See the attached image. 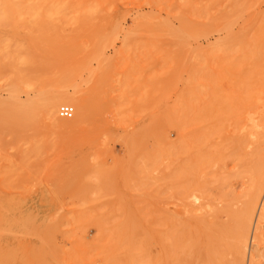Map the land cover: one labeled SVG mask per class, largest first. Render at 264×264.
I'll return each instance as SVG.
<instances>
[{
    "label": "rangeland",
    "instance_id": "1",
    "mask_svg": "<svg viewBox=\"0 0 264 264\" xmlns=\"http://www.w3.org/2000/svg\"><path fill=\"white\" fill-rule=\"evenodd\" d=\"M263 15L264 0H0V131L4 132L0 133V171L7 172V179L0 183V264H167V244L171 243L167 242V233L181 240V245L197 244L191 245L194 254L183 250L185 254L182 253L184 257H181L180 264L185 261L187 264H199L203 261L202 232H196L193 228L192 231L188 228L183 230L177 225L179 218L184 221L192 214L195 215L193 218L200 217V214H191L188 208L186 211L191 215L186 214L184 199L181 198L183 201L177 206L181 201L174 195L177 188L171 186L167 190V185L175 180L172 177L173 173L177 174L175 169L172 170L176 167L174 164L178 163L179 166L186 158V152H182L185 155L179 152L183 150L179 141L186 146L189 139L186 137L189 133H185L189 125L185 128L183 121L188 124L196 120L202 114L199 110L207 107V112L204 109L207 118L201 117V122H212L210 126L218 127L219 133L216 136L217 130L213 128L216 132L212 136L214 134L215 137L209 135V139L206 138L209 145L205 142L204 147H209L206 150L210 152L209 158L205 150L200 151L201 146L196 143L198 140L194 141L196 137L205 136L204 125L207 123L203 122L201 126L197 124L196 128L192 126L193 122L189 123L190 127L195 128L189 137L194 139L190 142L195 149L201 152H197L198 157L203 161L212 160L203 168L199 163L203 171L201 178L197 172L193 180L198 177L196 181L199 186L203 184L204 190L217 194V198L227 197L226 202V198L213 201L220 207L219 210L223 206L230 208V212L237 211V208L241 210L243 201L247 202L249 194L246 199L244 193L249 189L251 191V180L258 182L259 171L264 170V138L261 136L263 142L259 139L254 143L255 147L250 145L249 139L247 144L243 138H248L249 122H257L262 117L257 115L259 112L254 116L256 109L254 113L250 111L253 106L251 109L247 107L251 105L248 102L250 99L245 100L244 97L250 91L245 94V85H242L245 80H240L243 77L240 74L245 70L241 71L244 66L243 60L240 62L239 59L245 55L247 58V48L245 50V46H242L241 50V43L237 45L236 41V45L228 43L226 30L233 28L228 33L236 37H241L243 31L248 34V30L251 37L256 28H263ZM248 19L251 21L248 22ZM261 21L263 25L259 26ZM256 32L264 37L260 31ZM263 37L259 38L263 39L260 42L264 41ZM227 59L229 62H226ZM221 60L227 66V63H231V68L232 65L236 64L237 68L241 64L242 67L239 65L236 70L239 76L234 77L235 72H230V66L224 69ZM245 61L247 59L244 65ZM217 64L232 74V85L230 79V82L227 81V72L224 71L228 76L222 78V70H216ZM244 68L248 70V63ZM223 79L226 81H222L221 86L226 92L232 91L231 88L237 89L235 79L240 84L239 92L233 90L234 95H231L233 91L229 95L220 90L219 81ZM246 86L248 89L250 85ZM218 87V93L222 94L220 91H223L230 101L227 97H218L215 93ZM60 90L67 95L79 91L85 96L88 116L83 127L74 131L57 129L47 121L43 112L44 100ZM237 93L245 95H239L242 104L245 100L244 111L241 103H238L239 107L231 106L234 102L231 96L234 100L233 96L236 97ZM209 95L217 99L213 100L216 105ZM222 99L223 103H227L222 105L223 110H218ZM17 105L24 107L23 119L17 118ZM61 106L72 107L74 114L75 107L67 103L58 105L57 119L65 125L74 116L69 120L61 119L58 116ZM224 108H227V112L221 114L225 112ZM227 114L232 120L226 118ZM250 118L258 120L251 121ZM243 119L245 122H242ZM216 121L220 126L216 125ZM202 126L204 131L202 129L203 134L200 135L197 130ZM263 131L259 132L264 134ZM181 135H184L185 144L181 142ZM228 139L234 140L233 143ZM93 141H96L95 144ZM262 143L263 146L259 147ZM189 144L187 146L191 149ZM184 149L187 151L189 148ZM178 152L185 157L180 158ZM255 153H259L260 158ZM176 159L180 162H174ZM151 163H154L153 169L147 168ZM184 166L181 167L184 169L182 171L186 170ZM192 168L194 171L195 168ZM250 170L253 177H250L252 173L248 174ZM185 172L189 173L187 170ZM232 175H237V178L233 176L232 179ZM249 180L250 186L247 183ZM178 186L180 189L181 186ZM187 186L184 188L188 189ZM203 187H199L200 190ZM262 193L249 227V246L241 264H264V187ZM205 196L208 198V193ZM210 198L216 199L213 195ZM208 202L212 201L209 199ZM212 205L206 207L205 212L202 211L204 216H213L216 208L212 207L211 211ZM225 212L218 211L217 223H227L229 211ZM184 213L190 217L184 218ZM234 227L224 230L218 242L220 246L222 243L225 246H221L224 251V257L221 256L223 264L240 259L232 246L236 244L237 235L234 233L238 231ZM187 238L191 241L184 242ZM208 239L206 242L210 245L211 239ZM210 246L221 254V247L218 250L217 243ZM191 253L196 261H193Z\"/></svg>",
    "mask_w": 264,
    "mask_h": 264
},
{
    "label": "bare ground",
    "instance_id": "2",
    "mask_svg": "<svg viewBox=\"0 0 264 264\" xmlns=\"http://www.w3.org/2000/svg\"><path fill=\"white\" fill-rule=\"evenodd\" d=\"M250 1V0H249ZM254 13V12H253ZM260 13V12H259ZM263 13V12H262ZM263 18H264V15L262 16ZM249 20L250 19H248L247 21L249 22ZM262 20V19H261ZM246 21V22H247ZM251 21V20H250ZM264 21V20H263ZM263 21H261L262 23L261 24H259V26H262L263 25ZM234 22V21H233ZM253 24H254V21H253ZM252 24V25H253ZM249 26V25H248ZM231 27V26H230ZM239 27V26H238ZM253 27V26H252ZM228 27H226V29H227ZM233 29V28H232ZM232 29H231V31H232ZM251 30H253V29H251ZM227 31V42L228 43H233L234 45H236L235 43H234V41H236L237 42V45L238 44H240L241 43V46H239L240 47V49L241 50H243V47L245 48V50H246V48H247V58H245L246 57V55L245 56H242L239 60H240V62H242V60H243V66L244 67H246L247 66V63H248V70L246 71V69L247 68H244V67H242V65L241 64H238L237 65V68H238V66L240 65L241 67H242V69L243 70H241V71H244L245 70V72L243 73V72H241L242 74H240V73H238V71L236 72V70H237V68L235 67L236 66V64H235V66L234 65H232V68H231V63H227L228 64V66H230V68L226 65V63H224V64H222L223 62H225L224 60L222 61L221 60V63L220 64H222L224 67V69H228L229 68V70H230V72H232V73H234L235 75H234V77L235 78H237V76H239V74H240V76L242 77V78H240V77H238V78H240V80L241 79H244L245 81H247V79L249 80V81H247V84L248 85H250V86H248V89L250 88V90H248L247 89V84H246V82L244 81L243 83H242V81H240L239 79H237V80H239L241 83H242V85H245L244 86V90L246 89V93H245V91H244V93L245 94H247L248 93V91H250V93H248V94H250V96L247 94V96H245V95H242V94H238L236 97L235 96H233L236 100H237V102H236V100L234 99V100H232V96H231V101H234V102H232L233 104L231 105V102L230 103H228L227 105L228 106H237L238 105V103H241L242 104V102L243 101H241L242 100V98H240V96L242 97V96H245L244 98H245V100H249L250 99V101H248L251 105H250V107H249V105L247 106L249 109H251V106H253L254 108L253 109H251L250 111L252 112L253 111V113L255 112V114H254V116L256 115V113L257 112H259V114H257V115H259L260 117H262L261 119L259 118V120H258V118L257 119H252V118H250V120L252 119L253 121H255V120H258L257 122H249V129H247L248 130V136L245 134L244 136L246 137H248L247 139L246 138H243V140L248 144V139H249V141H250V145H253L252 147H255V142H257L259 139L260 140H262L263 138H264V134L263 133H260L259 131H263L264 130V51L262 50V49H264L263 47H264V41L263 42H260L261 40H263V39H259V38H262L260 35L261 34H259V33H257L256 31H260V33H263L264 34V25H263V28H260V30H258V28H256V30H254V33L252 34V36L250 37L249 36V33L250 32H248V30H247V33L248 34H246L244 31H243V33L244 34H246V35H244V34H242L241 35V37H236V36H232V34H229L228 33V31H230V29L229 30H226ZM230 31V32H231ZM241 31V30H240ZM249 31H250V29H249ZM234 33V32H233ZM237 33V32H236ZM257 33V34H256ZM241 34V33H240ZM260 36V37H259ZM264 38V37H263ZM233 41V42H232ZM232 44V45H233ZM243 44V45H242ZM228 44H226V46H227ZM231 45V46H232ZM243 46V47H242ZM227 47H229V46H227ZM226 47V48H227ZM242 47V48H241ZM225 48V50L227 51L228 50V48L226 49ZM230 49V48H229ZM228 52V51H227ZM227 52H226V54H227ZM243 53V52H242ZM235 54V53H234ZM233 54V55H234ZM232 58H235V57H232ZM231 58V59H232ZM244 58V59H243ZM242 59V60H241ZM247 59V62L245 61V65H244V60H246ZM229 61H231L230 60V58H229ZM228 61V59L226 60V62H229ZM239 62V61H238ZM220 64H217V65H219V66H217V68H216V70L218 69V68H220L221 69V66L222 65H220ZM230 64V65H229ZM228 67V68H227ZM234 67V68H233ZM233 69V70H232ZM235 69V70H234ZM222 70V69H221ZM227 72L226 70H222L221 72H223V74H224V77H222V78H225V76H228L225 72ZM220 72V71H219ZM229 72V71H228ZM227 72V73H228ZM229 72V73H230ZM246 72H247V74L249 75V77L247 76V74H246ZM249 72V73H248ZM228 73V74H229ZM238 74V75H237ZM244 75H245V77H244ZM230 77V78H229ZM231 77H232V74L230 75L229 74V76L227 77L228 79H227V81H229V79L231 80ZM248 77V78H247ZM209 79V78H208ZM217 79V78H216ZM232 80H234L233 79V77H232ZM232 80H231V84L230 85H232L233 83H232ZM214 81H217V80H214ZM213 81V82H214ZM222 81H226V79L224 80H220L219 82H220V87H222L221 86V83L223 84V82ZM210 82V81H209ZM219 82H217V83H219ZM230 82V81H229ZM216 83V82H215ZM237 83V84H236ZM236 84V88L237 89H233V88H231L232 89V91L233 90H236V91H238L239 92V90H240V84L238 83V81H236V79H235V81H234V85ZM228 85V84H227ZM234 85H233V87H234ZM239 85V86H238ZM215 86H219V85H216L215 84ZM202 87H203V85H202ZM246 87V88H245ZM239 88V89H238ZM204 89H207V88H205L204 87ZM203 89V90H204ZM220 90H223L224 92H226L225 91V89H223V87L222 88H220ZM206 91V90H205ZM216 90H214V92H215ZM223 91H220L222 94H219L218 92H219V87L217 88V91L215 92L217 95H218V97L220 96V97H222L223 96V99L224 98H226L227 96L224 94L223 95ZM231 90H229L228 92H226V94H231V93H229V92H232ZM214 92H212L211 94H214V96H216L215 95V93ZM208 94V93H207ZM235 94H236V92H235ZM231 95H234V91L232 92V94ZM240 95V96H239ZM213 96V97H214ZM208 97H211L212 98V96L211 95H209ZM208 97H207V100H208ZM217 97V96H216ZM238 97H239V99H238ZM246 97H247V99H246ZM250 97V98H249ZM228 98V97H227ZM226 98V99H227ZM46 99V98H45ZM210 99V98H209ZM223 99L220 101V103H219V106H217L218 108H220V109H218V110H221L222 108H223V104H224V106H225V103H227L226 101H225V103H223L224 101H223ZM230 98H228L227 100L228 101H230L229 100ZM206 100V103L208 102ZM216 100L217 101V99L215 98H212V102L214 103V101ZM239 100V101H238ZM244 100V99H243ZM245 100H244V103H245ZM211 101V100H210ZM210 101H209V103H210ZM241 101V102H240ZM211 102V103H212ZM62 103H67V104H70V105H72L73 107H75V114H74V110H73V108L72 107H70V106H66V107H70L71 109H72V112H73V114H72V116H71V118H69V119H72L73 118V116H74V119L71 121V122H69L68 124H61L60 123V121H59V119H57V115H56V109H57V107H58V105L59 104H62ZM210 103V105H212ZM216 103V102H215ZM214 103V104H215ZM234 103H235V105H234ZM242 104L243 105V107L241 108V109H243V111H244V105H246V104ZM213 104V105H214ZM240 104V105H241ZM209 105V104H208ZM216 105V104H215ZM214 105V106H215ZM205 106V105H204ZM214 106H213V108H214ZM222 106V107H221ZM61 107H63V106H61ZM60 107V108H61ZM216 106H215V108H217ZM238 107H239V105H238ZM237 107V108H238ZM59 108V109H60ZM206 108V112H207V107H204V108H201L200 110H202V111H200L199 110V113L201 114V117H202V119L203 118H207V115H206V113H205V111H204V109ZM214 108V109H215ZM232 108V107H231ZM235 108V107H234ZM245 108H246V106H245ZM59 109H58V116L61 118V119H64V118H62L61 117V115H60V112H59ZM210 109V108H209ZM227 109V108H226ZM226 109L224 108V110H225V112L223 111L221 114H226ZM228 109H230V108H228ZM233 109V108H232ZM231 109V111H233ZM239 109V108H238ZM256 109V110H255ZM217 110V109H216ZM216 110L214 111V112H216ZM223 110V109H222ZM235 110V109H234ZM255 110V111H254ZM15 111L17 112V118L19 117L20 119H23L22 117H24V115H23V111H24V107H22L21 105H17L16 106V108H15ZM211 111H212V109H211ZM230 111V110H229ZM245 111H246V109H245ZM43 112H44V115L46 116V119H47V121L48 122H50L53 126H55L57 129H65V130H76V129H78V128H81V127H83L84 125H85V122H86V120H87V116H88V104H87V100H86V98H85V96L84 95H82L79 91H75V92H73L72 94H70V95H67V93L66 92H64V91H59V92H55L54 94H53V96L51 97V98H47L46 100H44V103H43ZM195 112V111H194ZM198 112V111H197ZM209 112H210V110H209ZM208 112V113H209ZM213 112V111H212ZM237 112L239 113V110H237ZM247 112V111H246ZM249 112V111H248ZM247 112V113H248ZM205 113V115L206 116H204L203 114ZM217 113V112H216ZM215 113V115L217 116V114ZM232 113V112H231ZM237 113V114H238ZM241 113V112H240ZM239 113V114H240ZM246 113V114H247ZM195 114V113H194ZM198 114V113H197ZM199 114V115H200ZM210 114V113H209ZM219 114V113H218ZM250 114H252V113H250ZM184 115H187V114H184ZM229 114H227V117L226 118H228L229 116H228ZM244 115V114H243ZM214 116V115H213ZM223 116V115H222ZM253 116V117H254ZM185 117V116H184ZM192 117V116H191ZM201 117H196L195 119L196 120H192V121H189V123H194V125H193V123H192V126H194L195 128L197 127V126H201V125H204V124H208V126H207V124L206 125H204V126H206V130H207V132H206V130L204 131V127L202 126V128L200 129V130H197V131H199L198 133L201 135V134H203V133H205V136H204V134L202 135V136H204L205 138H203V139H201L202 141L203 140H205L206 138L207 139H209L208 138V136L209 135H211L212 136V133H215L216 131L215 130H217V132H216V136L218 135V133H219V131H218V127H215V126H210V124L212 123H209L208 122V120L207 121H203L204 122V124H203V122H201L202 120H201ZM215 117V116H214ZM243 117V116H242ZM18 118V119H19ZM200 118V119H199ZM208 118H209V120L211 119V117L208 115ZM217 118V117H216ZM215 118V119H216ZM221 118V117H220ZM230 118V120H232L231 119V117H229ZM244 118V117H243ZM247 118V117H246ZM69 119H65V120H69ZM215 119H214V121H215ZM222 120V119H221ZM230 120H228L229 122H230ZM251 120V121H252ZM195 121H197V123L195 122ZM212 121H213V119H212ZM218 121V120H217ZM215 122L216 123V125H218V126H220L219 124L220 123H218V122ZM244 121V119L242 120V122ZM221 122V124H222V121H220ZM236 122H237V120H236ZM241 122V123H242ZM245 122V121H244ZM186 123V124H185ZM187 124V121H183V124H185L184 125V127L185 128H187V126H188V128L190 127V124ZM214 123V124H215ZM218 123V124H217ZM233 123V122H232ZM181 124V123H180ZM198 124V125H197ZM200 124V125H199ZM229 124V123H228ZM234 124V123H233ZM232 124V125H233ZM195 125H197V126H195ZM235 125H237V124H235ZM181 126H183L182 124H181ZM224 126V125H223ZM234 126V125H233ZM232 126V127H233ZM211 129V131H210V129ZM212 127V128H211ZM227 127V126H226ZM187 128V130H190L191 128H193V127H190V129H188ZM195 128H193L191 131H189V132H187V130H186V132L185 133H189V134H192L194 131L193 130H195ZM208 128V129H207ZM213 128L215 129V130H213ZM221 128H222V125H221ZM235 128H236V126H235ZM241 128V127H240ZM203 129V130H202ZM234 129V128H233ZM201 130L202 131H204L203 133H201ZM212 130H213V132H212ZM228 130V129H227ZM235 130V129H234ZM182 132L183 131H181V134H182ZM192 132V133H191ZM222 132L224 133V129H222ZM221 132V133H222ZM264 132V131H263ZM0 133H3L4 134V132H1L0 131ZM185 133H183V134H185ZM209 133V134H208ZM222 133V135H224ZM237 133V132H236ZM245 133H247V131L245 132ZM189 134H188V136L186 135V137L187 138H189L188 140H187V145H188V143H190L191 144V149H190V146H185V145H181V143H180V141H179V144H180V149H182L183 148V150H179V152L180 153H182V152H186V155H185V153H182V154H184L185 156H186V158H184L185 156L183 155L182 156V154L180 155V153L178 152V154H179V156H180V158H184V160L183 161H185V162H183L182 160V162L181 163H179V164H181V165H179L178 166V163L175 165L174 164V166H176V167H171V168H173L172 170H174V172L175 173H179L180 175H183L182 177L180 176L179 177V175H177V174H174L173 173V175H172V177L175 179L174 181H170L169 182V180H168V182L170 183V185H167V190H170V187L171 186H173V189H175V188H179V186L178 185H180L181 187H180V189H181V191H180V189H178L179 191H177L176 192V190L174 191V195H176L175 197H177V199H179L180 198V204H178L177 203V206L178 205H181V202L183 201L182 199H184V201H183V203H185V209H184V211L186 212V214H188L189 213V211L191 212V214L192 213H196L197 214V212L200 214V217H202V218H200L199 216H196V217H198V218H193L192 216H195L194 214H190L189 213V215H191V217H192V219H190L191 217L190 216H187L185 213H184V218H188V217H190L189 219H186V220H184V221H181L180 220V218H179V222H178V224L177 225H180V227L184 230V229H189L190 231H192L193 229H195L196 230V232L197 231H199L200 233L202 232L204 235H202V233H201V236L202 237H204V246L202 245V247H203V250H201V251H203L204 252V254H205V256H204V259H202L203 261H204V264H223V253H224V251H222V244H221V246L219 245V243H220V239H221V234L224 232V230H229V228L232 226V228L234 227L233 225H235V226H237L235 229H237L238 228V231L237 232H235L234 233V235L236 236L237 235V237L235 238V240H236V244L234 245V244H232V246H234V250L236 251V253L238 254V256L240 257V259H239V261L236 263L235 262V260H234V262H233V260L231 261L233 264H241V261L243 260V258H245L246 256H245V253L247 252L246 250H247V248H248V234H249V227H251L250 226V224H251V221H252V217L254 216L253 214H254V211H256L255 210V208H256V206H257V208L259 207L258 206V204H257V202H258V200H260L259 198H260V195H261V193H262V191H263V187H264V170L262 171V172H260L259 171V173H260V176H258L259 178V180H258V182H255V180H251V181H253V183H252V185L250 186V183H251V181L249 182H247V183H249V186L252 188L251 189V191H249L250 189V187L247 189L248 191H246L245 193H244V196L246 197V199H247V195L249 194V198H248V200H246L247 202L245 203V201H243L244 202V207L241 209V210H238V208H237V211H234V210H232V212H230V210H228V209H230V208H225L224 206L219 210V208H218V206H217V204L216 203H214L213 201H216V200H222L223 198L225 199V202L227 201V197L226 196H223V197H220V198H217V197H219V196H216L215 194H213V192H209L208 190H204L205 189V187H203L204 185L200 182V185L201 186H199V183L196 181V180H198V177H197V179H194L197 183H198V185H197V183L193 180V177L194 176H196L197 175V172L199 173V178H201V175L200 174H202L201 172H203L201 169L203 168V165L205 164V165H207V164H210L211 162H212V160H211V162H210V155H209V153L206 151L207 150V148H209V147H206V149H205V142L207 141V139L204 141V142H202L199 138H202V136L200 137L199 136V138L198 137H196L195 138V140L193 139V138H190L189 137ZM207 134V135H206ZM263 134V135H262ZM1 135V134H0ZM215 135L213 134V136L215 137ZM221 135V136H222ZM184 136V135H183ZM182 135L180 136L181 138L183 137ZM191 136V135H190ZM196 136H197V134H196ZM212 136V137H213ZM224 136H226V135H224ZM223 136V137H224ZM230 136V135H229ZM261 136H263V138L261 139ZM191 137H193V135L191 136ZM194 137H195V135H194ZM210 137V136H209ZM227 137V136H226ZM226 137H224V138H226ZM233 136H231V138H232ZM221 138V137H220ZM234 138V137H233ZM184 138H182V140H181V142H183L184 144H185V142H186V140H183ZM194 140V141H197L196 143H198V144H200L199 145V147L201 146V149H200V151H204L205 150V152L207 153V157L209 156V161L206 159L205 161H208V163L207 162H205V161H203V158H201V157H198V153L197 152H200V151H197L196 149H195V146H194V144L193 143H191L190 141L191 140ZM197 139V140H196ZM227 139V138H226ZM225 139V140H226ZM236 138H234V140H235ZM241 139H242V137H241ZM220 140V139H219ZM230 139H228L227 141H229ZM234 140H230V142L231 143H233V141ZM239 140V139H238ZM242 140V141H243ZM0 141H2V138H0ZM189 141V142H188ZM199 141L201 142V143H199ZM221 141V140H220ZM241 141V140H240ZM94 142V144H95V142L96 141H93ZM219 142V141H218ZM238 142V141H237ZM260 142V141H259ZM262 142H263V140H262ZM202 143H203V145H202ZM215 143V142H214ZM221 143H222V141H221ZM225 143V141H223V144ZM231 143L229 144L230 146H232L231 145ZM236 143V142H235ZM261 143V142H260ZM189 144V145H190ZM193 144V145H192ZM197 144V145H198ZM206 144L207 145H209V143L208 142H206ZM217 144H219V143H217ZM245 143H243V145H244ZM258 143H256V145H257ZM212 145V144H211ZM214 145V144H213ZM226 145V144H225ZM183 146V147H182ZM214 146H217L216 144L214 145ZM221 147H222V145H220ZM233 146H236V145H233ZM240 146H242L241 144H240ZM246 146V145H245ZM261 146H263V143L260 145L259 144V147H261ZM187 147V151L189 152V155H188V152L184 149V148H186ZM223 147H224V145H223ZM258 146H257V149L259 148ZM203 148V149H202ZM219 148V147H218ZM236 148H237V146H236ZM241 148V147H240ZM196 150V152H194L195 150ZM233 149V148H232ZM252 149V148H251ZM222 150V149H221ZM220 150V151H221ZM244 150V149H243ZM252 150H254V149H252ZM260 150V148L257 150L258 152H260L259 151ZM227 151V150H226ZM261 151H263L262 149H261ZM242 152V151H241ZM256 152V151H255ZM197 154L195 157H194V155L195 154ZM223 153H224V151H223ZM237 153V152H236ZM246 153V152H245ZM244 153V154H245ZM257 153V152H256ZM255 153V154H256ZM264 152H262V154H263ZM177 154V155H178ZM200 154H201V152H200ZM211 154H212V152H211ZM221 154H222V152H221ZM228 154V153H227ZM254 154V153H253ZM252 154V155H253ZM261 154V153H260ZM224 155V154H223ZM229 155H230V153H229ZM264 155V154H263ZM174 156V155H173ZM182 156V157H181ZM188 156H190V157H188ZM201 156H204V154L203 155H201ZM226 156V155H225ZM239 157H240V155H238ZM259 157V153H258V155L256 154V157ZM261 156V155H260ZM188 157V158H187ZM222 157V156H221ZM220 157V158H221ZM229 157V156H228ZM242 157V156H241ZM240 157V158H241ZM244 157V156H243ZM254 157H255V155H254ZM173 158V157H172ZM177 158H179V157H177ZM192 158V159H191ZM193 158H195V159H197L198 161L196 162V160H194ZM199 158H201V161L199 160ZM220 158L218 159V160H220ZM223 158V157H222ZM221 158V159H222ZM225 158V157H224ZM234 158V157H233ZM260 158V157H259ZM258 158V159H259ZM188 159V160H187ZM215 159H217V158H215ZM227 159H229V158H227ZM257 159V158H256ZM255 159V161H257ZM261 159H262V156H261ZM178 160V162H180L179 161V159H176L174 162H176ZM191 160H193L192 161V163L190 162ZM260 160V159H259ZM263 160H264V158H263ZM263 160H261L262 162H263ZM186 161H188V162H186ZM196 163H195V162ZM203 161V162H202ZM254 161V160H253ZM261 161H259V162H261ZM171 161H169V163H170ZM173 161H172V163H174ZM205 162V163H204ZM210 162V163H209ZM261 162V163H262ZM183 163H187V165H182ZM188 163H190V164H188ZM195 163V164H194ZM198 163V164H197ZM199 163L201 164L200 165V167L202 166V168H200L199 167ZM203 163V164H202ZM223 163V162H222ZM221 163V164H222ZM242 163V162H241ZM254 163V162H253ZM257 163V162H256ZM256 163H254V164H256ZM261 163H259V164H261ZM153 164L154 163H151L150 164V166H147V168L149 167V169H151V167L153 166ZM193 166H192V165ZM197 164V165H196ZM216 164V163H215ZM172 164L170 163V165L169 166H171ZM188 165H189V168H187L188 167ZM212 165V164H211ZM223 165H224V163H223ZM183 166L186 168V170L189 172V173H187V172H185V171H182V170H184V169H182L183 168ZM198 166V167H197ZM241 164H240V168L239 169H241ZM247 166V165H246ZM251 166V165H250ZM257 166V165H256ZM256 166H255V171H256ZM177 167H178V169H177ZM182 167V168H181ZM192 167H194L195 169H194V171H193V168ZM221 167V166H220ZM238 167V166H237ZM245 167V166H244ZM252 167V166H251ZM263 167V166H262ZM168 168H170V167H168ZM192 170H191V169ZM199 170H198V169ZM231 168V167H230ZM246 168V167H245ZM247 168H248V166H247ZM258 168H260L261 170H262V168H261V166L259 167L258 166ZM149 169H147V170H149ZM152 169H153V167H152ZM181 169V170H180ZM222 169V168H221ZM179 170L181 171V172H185V174H186V176H184L185 174H181V172H179ZM201 170V171H200ZM259 170V169H258ZM193 171V172H192ZM221 171V170H220ZM242 171H244V169L242 168ZM248 171V169L246 170V172ZM251 171V172H250ZM249 172H248V174L249 175H251L250 173H252V170H250ZM208 172H209V169H208ZM224 172V171H223ZM227 172V171H226ZM238 172H239V170H238ZM245 172V171H244ZM244 172H241L240 174H242V175H244ZM169 173H171V170H170V172ZM194 173V174H193ZM220 173V172H219ZM232 173V172H231ZM258 173V172H257ZM256 173V174H257ZM258 173V174H259ZM7 172H5L4 170H1L0 171V183L2 182L3 183V181H5L4 179L7 177ZM187 174H188V176H190L189 174H191V177H188L187 176ZM196 174V175H195ZM205 174V173H204ZM209 174V173H208ZM214 174V173H213ZM221 174V173H220ZM225 174V173H224ZM255 174V175H256ZM242 175H240V177L242 176ZM249 175H247V176H249ZM167 176H169L170 177V174H168ZM177 176V177H176ZM205 176V175H204ZM206 176H207V174H206ZM205 176V177H206ZM219 176H221V175H219ZM228 176V175H227ZM226 176V177H227ZM233 176H235V175H232V176H230L231 178L233 177ZM188 177V178H187ZM205 177H203V178H205ZM214 177H215V175H214ZM236 178H237V175L235 176ZM245 177V176H244ZM250 177H253V173H252V176H250ZM180 178H182L181 180H180ZM185 178H187V180H186V182H184L185 181ZM189 178H192V179H189ZM7 179V178H6ZM179 179V180H178ZM227 179V178H226ZM233 179V178H232ZM252 179H254V178H252ZM180 181L179 183H178V181ZM183 180V181H182ZM192 180V182H190ZM224 180V179H223ZM236 180V179H235ZM245 180V179H244ZM248 180V179H247ZM195 183H194V182ZM220 181V180H219ZM167 182V183H168ZM176 183V184H174V183ZM184 182V183H183ZM192 183L193 184V188L191 187V185H190V183ZM171 183H172V185H171ZM183 183V184H182ZM208 183V182H207ZM213 183V182H212ZM223 182H221V185H223L222 184ZM225 183V182H224ZM246 183V182H245ZM246 183V184H247ZM215 184H217V183H215ZM226 184V183H225ZM232 184V183H231ZM177 185V186H176ZM184 185V186H183ZM186 185H188L187 187H188V189L190 190H188L187 188V190L188 191H186V189L184 188ZM197 185V186H196ZM212 185V184H211ZM248 185V184H247ZM203 187V189H201L200 190V188L199 187ZM190 187L192 188V189H190ZM222 187V189L221 190H223V186H221ZM220 187V188H221ZM246 187V186H245ZM214 188H216V187H214ZM172 189V190H173ZM184 190V192H182L183 190ZM213 189V188H212ZM231 189V188H230ZM192 190V191H191ZM203 190V192H201ZM204 191L206 192L205 193V195L208 193V198H207V196H202L203 194L202 193H204ZM212 191V190H211ZM217 191V190H216ZM231 191V190H230ZM168 192V191H167ZM179 192V193H178ZM181 192V193H180ZM185 192H187V193H185ZM190 192V193H189ZM199 192V193H198ZM223 192V191H222ZM212 193V195L214 196V197H216V199L215 200H213L212 198H210V196H212V195H210ZM178 194H180V196L178 195ZM183 194V195H182ZM186 194V195H185ZM222 194H224V192L222 193ZM263 194V193H262ZM168 195V194H167ZM174 195H173V198H175L174 197ZM185 195V196H184ZM218 195H220V194H218ZM225 195H227V193H225ZM229 196V195H228ZM235 196V195H234ZM243 196V197H244ZM262 196V195H261ZM169 197H171V195L169 196ZM230 197V196H229ZM233 197V196H232ZM245 197H244V199H245ZM172 198V199H173ZM182 198V199H181ZM205 198H207L208 199V201H209V199H210V202L212 201L213 202V205L211 204V203H209L208 201H207V199H205ZM240 199L239 200H241V197H239ZM212 199V200H211ZM234 199V198H233ZM235 199H237V197L235 198ZM168 200V199H167ZM187 202H186V201ZM205 200H206V202H205ZM224 201V200H223ZM228 201H230V200H228ZM233 200H231V202H232ZM177 202H179L178 200H177ZM222 202V201H221ZM218 203V202H217ZM220 203V202H219ZM228 203H230V202H228ZM4 204V203H3ZM214 204H216V206L214 207ZM227 204V203H226ZM184 205V204H183ZM183 205H182V208H184L183 207ZM209 205H212L210 208H211V211L213 210L212 209V207L213 208H216V209H214V213H212V215L213 216H206L207 217V219H205V218H203V214H205L204 212H205V209H206V207H209ZM221 205H223V204H221ZM226 207H229V206H226ZM178 208V207H177ZM179 208H181V206L179 207ZM181 208V209H182ZM186 208H188L189 209V211H188V213H187V211H186ZM218 208V209H217ZM233 208H235L234 206H233ZM176 209V208H175ZM187 209V210H188ZM231 209H232V207H231ZM263 209V208H262ZM178 210V209H177ZM183 210V209H182ZM215 210H218L219 212H227V211H229V214L227 215V223L226 224H221V222H220V224L219 223H217V221H219V217L217 216V214H219L218 213V211L216 212ZM183 211V212H184ZM202 211H204V212H202ZM207 211V210H206ZM210 210H209V212H211ZM260 211V210H259ZM201 212H202V214H201ZM209 212H206V213H209ZM225 212V213H226ZM182 213V212H181ZM211 214V213H210ZM256 214V213H255ZM182 217H183V213L182 214H180ZM180 215H178V216H180ZM201 215H203V216H201ZM180 216V217H181ZM187 216V217H186ZM204 216V217H205ZM183 218V219H184ZM208 218H211V219H208ZM221 218H222V216H221ZM257 218V217H256ZM225 220V219H224ZM254 221V220H253ZM233 223V225H231V224ZM253 224V223H252ZM176 226V225H175ZM173 228V227H172ZM193 228V229H192ZM210 228V229H209ZM174 229V228H173ZM187 229V230H188ZM256 229V228H255ZM182 230V231H183ZM190 231H188V232H190ZM236 231V230H235ZM233 232V231H232ZM231 232V233H232ZM186 233V232H185ZM194 233H195V231H194ZM237 233V234H236ZM188 234V236H190L191 237V234H192V232H191V234L190 233H187ZM186 234V235H187ZM190 234V235H189ZM198 234V233H197ZM196 235V234H195ZM194 235V237H196ZM227 235V234H226ZM198 236V235H197ZM233 236V235H232ZM231 236V237H232ZM202 237L200 238V239H202ZM224 237V236H223ZM228 237V235L226 236V238ZM193 238V237H192ZM197 238V237H196ZM208 238H210L211 239V243H210V245L212 244L213 246H214V243H217V248H218V245H219V248H218V250L220 249V247H221V254H220V252H217V251H214V248H212L210 245H209V242H206L207 241V239ZM184 239V238H183ZM197 240H198V238H197ZM203 240V239H202ZM209 240V239H208ZM225 240V238H223V241ZM235 240H233L232 239V241H234L235 242ZM252 240H253V237H252ZM171 241V243L170 244H167V264H180V260H181V257L183 256L184 257V255H182V253L183 254H185L184 253V251H186V250H189V252L191 251V252H193L192 251V249H191V245L194 243V244H196L195 242H193V243H183L182 245H181V243H180V241L181 240H179L178 238H176V237H174V235H172V234H169V233H167V242H170ZM177 241H179V243L177 244V245H175L176 244V242ZM189 242V241H191V240H189V238H187L184 242ZM199 241V240H198ZM216 241V242H215ZM219 242V243H218ZM222 242V241H221ZM226 243H227V241H225ZM233 242V243H234ZM199 243H200V241H199ZM198 243V244H199ZM230 243H232V242H230ZM201 244V243H200ZM175 245V246H174ZM229 245V244H228ZM231 245V244H230ZM229 245V246H230ZM193 246H195V245H193ZM196 246H197V244H196ZM199 246V248H200V245H198ZM210 246V247H209ZM170 247H172V249L170 248ZM204 247H205V250H204ZM211 249H209V248ZM215 247H216V245H215ZM223 247H225L224 246V244H223ZM197 248V247H196ZM196 248H195V250H196ZM184 249H186V250H184ZM213 249V250H212ZM232 249V248H231ZM170 250V251H169ZM184 250V251H183ZM197 250H200V249H198L197 248ZM227 251V250H226ZM189 252H188V255H189ZM196 252H198V251H196ZM196 252H195V256H196ZM192 254V253H191ZM193 254H194V252H193ZM192 254V255H193ZM199 254V253H198ZM203 254V253H202ZM230 254V253H229ZM171 255L174 257L173 259H172V257H171ZM186 255H187V253H186ZM191 255V256H192ZM201 255V253L199 254V256ZM190 256V257H191ZM199 256H198V258H199ZM221 256H223L222 258H221ZM231 256V255H230ZM245 256V257H244ZM251 256V255H250ZM171 257V258H170ZM189 257V256H188ZM193 257V261H196V257H194V255L192 256ZM236 257V256H235ZM186 258V257H185ZM185 258H184V260H185ZM169 259V260H168ZM236 259V258H235ZM251 259V258H250ZM199 260H201V259H199ZM199 260H197V261H199ZM245 260V259H244ZM253 259H251V261H252ZM203 261H200V263L199 264H202L203 263ZM224 261H225V259H224ZM183 262V261H182ZM181 262V263H182ZM186 263V261L183 263V264H185ZM188 263V262H187ZM186 263V264H187ZM190 263H192V262H190ZM194 263V262H193ZM232 263H227V264H232ZM254 263V262H253ZM196 264H198V262L196 263ZM243 264V263H242Z\"/></svg>",
    "mask_w": 264,
    "mask_h": 264
},
{
    "label": "built area",
    "instance_id": "3",
    "mask_svg": "<svg viewBox=\"0 0 264 264\" xmlns=\"http://www.w3.org/2000/svg\"><path fill=\"white\" fill-rule=\"evenodd\" d=\"M60 115L64 119H69L71 118L73 112L70 107L63 106L59 109Z\"/></svg>",
    "mask_w": 264,
    "mask_h": 264
}]
</instances>
